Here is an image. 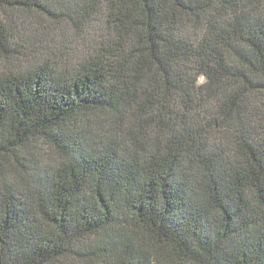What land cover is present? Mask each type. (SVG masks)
<instances>
[{
  "label": "trees",
  "instance_id": "1",
  "mask_svg": "<svg viewBox=\"0 0 264 264\" xmlns=\"http://www.w3.org/2000/svg\"><path fill=\"white\" fill-rule=\"evenodd\" d=\"M0 264H264V0H0Z\"/></svg>",
  "mask_w": 264,
  "mask_h": 264
},
{
  "label": "rangeland",
  "instance_id": "2",
  "mask_svg": "<svg viewBox=\"0 0 264 264\" xmlns=\"http://www.w3.org/2000/svg\"><path fill=\"white\" fill-rule=\"evenodd\" d=\"M1 69H3V64H2V63H0V70H1Z\"/></svg>",
  "mask_w": 264,
  "mask_h": 264
}]
</instances>
